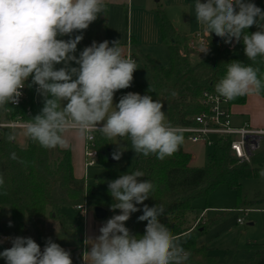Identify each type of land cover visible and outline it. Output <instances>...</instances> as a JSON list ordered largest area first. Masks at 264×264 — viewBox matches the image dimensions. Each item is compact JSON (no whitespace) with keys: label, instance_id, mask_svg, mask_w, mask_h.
Masks as SVG:
<instances>
[{"label":"clouds","instance_id":"clouds-1","mask_svg":"<svg viewBox=\"0 0 264 264\" xmlns=\"http://www.w3.org/2000/svg\"><path fill=\"white\" fill-rule=\"evenodd\" d=\"M194 8L196 21L210 38L214 33L226 44L242 41L248 60L264 57V10L251 0H195ZM103 10V0H0V107L17 104L21 89L35 85L44 104L28 120L26 134L42 147L64 146L63 134L69 129L81 136L99 131L108 139L128 137L136 155L163 160L183 142L181 130L165 122L163 102L128 92L114 104L115 93L131 87L136 62L123 54L118 41L112 46L108 40L93 41L75 55L84 37L72 34L87 30ZM253 26L256 31H245ZM208 52L209 45L200 47V53ZM73 62L78 67H72ZM257 72L233 61L215 84V92L228 100L258 92L264 82ZM122 147L117 144L114 160L121 159ZM143 176L138 170L106 182L113 199L110 210L119 214L99 227V235L86 239L91 241L90 264H186L190 253L159 220L164 209L144 204L153 185L140 179ZM137 205H144L138 221H147L142 236L125 226L131 214L141 211ZM5 239L11 242L10 248L0 251L6 264H73L70 251L51 238L43 250L31 237Z\"/></svg>","mask_w":264,"mask_h":264},{"label":"trees","instance_id":"trees-1","mask_svg":"<svg viewBox=\"0 0 264 264\" xmlns=\"http://www.w3.org/2000/svg\"><path fill=\"white\" fill-rule=\"evenodd\" d=\"M251 2L264 10V0ZM155 14L162 42L169 52L170 66L161 67L149 55L140 53L132 39L133 49L144 59L150 77L146 84L133 82L130 89L119 92L122 95L128 92L149 94L154 100L161 99L167 123L171 126L180 128L194 124V117L203 111V93H216L215 84L226 74L227 64L233 61L258 69L257 76L264 82V57L258 56L255 61L248 60L242 41L233 46L222 47L220 43L223 40L218 37L219 40L215 41L217 36L214 33L210 38L204 26L201 33L206 37L209 52L203 53V61L192 64L190 56L200 54V50L189 48L190 37L176 31L162 8L158 7ZM101 31L102 29L94 40L97 43L105 41ZM245 31L254 32V26ZM80 43L92 44L85 39ZM255 93L264 97V87ZM230 101L232 105H244L247 94L236 96ZM43 104L44 101L36 103L34 88L31 87L27 104L23 107H11L8 119L20 115L23 120L28 121L41 112ZM182 135L183 142L178 150L163 160L152 154L138 155L130 174L142 171L144 176L140 179L150 181L153 185L150 197L144 204L164 209L159 220L190 253L186 264H264V248L255 250L250 258L242 262L219 259L206 246H199L197 243L209 229L210 221L193 229L192 219L196 212L193 202L199 198H207L220 185L237 191L238 208L245 206L241 202L242 181L255 178L264 170V147L252 157L251 163H239L232 155L229 144L216 145L208 156V164L198 167L191 164L193 157L184 149L188 136ZM13 137L14 133L10 129L0 131V177L4 180V184L0 186V227L3 235L31 237L40 246H45L46 240L51 238L61 247L69 246L79 251V259L74 264H83V235L77 232L76 226L68 220L62 209L65 206L88 204L90 197H95L101 205L110 209L113 199L106 182L121 175V170L126 165V155L123 153L119 161L111 162L110 157L114 152L112 140L99 131L94 132L98 162H103L108 171L103 180L106 189L103 197L87 185L84 179L75 177L70 149H63L61 146L44 148L31 138L22 147L13 141ZM126 139L130 140L128 137ZM13 154L15 159L12 158ZM143 206L137 205L141 211L131 214L125 224L132 234L138 236L144 234L147 224V221H138V217L143 214ZM4 208L11 210L9 223L1 221ZM48 219L55 220L61 230L67 232L66 241H58L48 235Z\"/></svg>","mask_w":264,"mask_h":264},{"label":"rangeland","instance_id":"rangeland-1","mask_svg":"<svg viewBox=\"0 0 264 264\" xmlns=\"http://www.w3.org/2000/svg\"><path fill=\"white\" fill-rule=\"evenodd\" d=\"M202 2H204V0H202ZM195 15L194 7L190 11H187L186 15L183 13H176L174 15L176 18V27L180 30L191 31L193 34L204 31V25L199 24L196 21ZM125 26L126 16L122 10H118L117 12L111 11L109 14L107 11H104L98 15L96 21L90 24L87 30H84L83 33L74 32L72 36L74 37L75 35L82 34L85 41L92 42L98 38L100 29H102L101 35L104 40L106 31L108 41H118V44L121 47V45L125 43ZM254 30H257L255 26ZM62 38L67 40L70 37L64 36ZM220 44L222 47H229L232 45L226 44L224 41ZM87 46H91V44L83 45L79 43L75 55L78 57L79 53ZM109 46H112V43L109 44ZM150 56L159 66H170L169 52L163 43L162 47L151 49ZM136 58L137 70L133 74V82L140 85L146 84L150 77L146 63L142 56L137 53ZM204 59L205 54L203 53L192 54L190 56V62L192 64L199 63ZM62 66L63 65H56L57 68ZM71 66L78 67L74 62ZM121 96L122 94L119 91L115 93L114 104L119 102ZM35 101L39 103L44 101V98L36 93ZM262 102L264 103V97L255 92L248 93V102L246 105L250 106L249 109L252 114L256 112L259 113V118L264 121V106L262 105ZM162 110L165 112L164 107ZM165 122L167 123V116ZM74 131L70 132L73 134H68V137H70V140L74 143L81 142V135L77 130ZM14 136L17 144L22 147L27 145L29 136L26 134V130H14ZM111 140L114 151L117 150V144L124 145V147L121 148V151H124L123 153L126 155V165L122 168L121 175L126 173L130 174L139 154L136 155L132 149L131 141L127 140L126 137H116ZM184 149L192 155V165L203 167L208 164V156L212 152L211 148L186 141ZM195 156L197 157L195 158ZM261 172L255 178H247L242 181V205L257 208L258 211L256 212H250L248 214L242 213L238 209L237 191L228 188L226 185L218 186L207 198H199L193 202V206L196 211H198V214L202 212V209L210 208V211L205 217L206 220L210 221V227L199 238L198 242L200 244H205L209 248L210 253L218 256L221 260H232L233 262L245 261L253 252L252 244L256 243L264 245V176L261 175ZM107 174L108 171L106 165L103 162H98V160L95 165L87 169L86 174L87 185L103 197L106 195L103 180ZM95 206L102 207L103 205H101L95 197H90L87 204V214L92 213ZM6 210L7 209L3 210V218L8 220L7 213L9 210H7V212ZM62 212L68 217V220L76 226L77 232L83 235L86 219L83 218L81 212L74 206H65L63 207ZM114 214H119V211L116 213L110 211L109 215L99 222L104 223ZM239 218L243 220V224L237 222ZM206 220L204 223H200L199 226L206 224ZM193 222L194 225L196 221L194 220ZM47 231L49 236L54 237L58 241H66L68 236L67 232L61 230L55 220L48 219ZM2 248H4V246L0 243V249Z\"/></svg>","mask_w":264,"mask_h":264},{"label":"crops","instance_id":"crops-1","mask_svg":"<svg viewBox=\"0 0 264 264\" xmlns=\"http://www.w3.org/2000/svg\"><path fill=\"white\" fill-rule=\"evenodd\" d=\"M103 3H104L103 12L107 11L109 14L111 11L117 12L118 10L119 11L122 10L125 13L126 16L125 43L121 45L123 54H125L129 49H131V52L136 57L137 51L133 49V46L131 44L132 39L135 40L140 53L144 55L150 56L151 49L162 47L163 42L155 14V10L158 7L162 8L166 12L168 18L171 20L178 33L186 34L188 37H192L197 33L196 32L193 34L191 33V31H184L178 29L176 27V22H175L176 18L174 16L176 13H183L184 15H186V12L190 11L194 7L195 0H103ZM104 37L105 40H108L106 31ZM109 44H111L110 41ZM234 44L235 42H233L231 46H233ZM252 93H254V91ZM247 102H248V94H247V101L244 105H233V111L235 114V123L239 124L244 121H249L251 125H253L254 127L264 128V121H262L259 118V113L256 112L252 114L251 110L249 109L250 106L246 105ZM262 105L264 106V103ZM74 130L75 129H69L63 134V138L65 139L66 144L64 146H61V148L70 149L72 153V163H73L75 177L78 179H84L86 181V174L88 168L85 167V156H84L85 135L81 136V142L79 141L77 143H74L73 141L70 140V137H68V134H73L70 132H73ZM196 157L197 156H195V158ZM103 208L107 211V216H108L111 210L106 207ZM4 209L9 210L7 213L8 220H6V218L5 219L3 218ZM4 209H2L1 221L9 223L11 222V210L9 208H4ZM238 209L239 210L249 209L250 212L258 211L257 208L254 207L251 208L247 206H243L242 208H238ZM209 211L210 208L202 209V212L200 214H198V211H196L192 217L193 221L194 220L197 221L203 213L205 218L206 214ZM83 218L86 219V221H85L84 234H83L84 252H83L82 263L90 264V258L88 256V248L91 246V241L86 239L89 237H95L99 235L98 230L103 223L99 222L100 220L96 218L94 214V210L92 213L87 214L86 217L83 216ZM206 221L209 222L208 220ZM197 243L199 246H206L205 244H200L199 242ZM1 245H3L4 248L0 249V251H3L4 249L11 247V242L9 240L4 239ZM252 246H253V252L251 256L253 255L255 250L264 248V245L262 244L259 245L254 243L252 244ZM40 247L41 250H43L44 246H40ZM63 248L65 250L70 251L71 258L74 264L79 259L80 252L69 246H63ZM0 264H6V262L3 259H0Z\"/></svg>","mask_w":264,"mask_h":264},{"label":"built area","instance_id":"built-area-1","mask_svg":"<svg viewBox=\"0 0 264 264\" xmlns=\"http://www.w3.org/2000/svg\"><path fill=\"white\" fill-rule=\"evenodd\" d=\"M206 44V37L201 32L190 37L189 48L192 50H200V47L202 45L206 47ZM124 55L134 60L137 65V58L131 52V49ZM27 83L31 84V78H29ZM30 88L26 86L21 89L23 95L19 98L17 104H8L0 107V131L10 129L14 133V130L17 129L26 130L28 121L23 120L20 115L13 119H8V116L10 115L11 107H23L27 104ZM32 88H34V94H36V86L33 85ZM201 104L203 111L194 117V124L179 128L183 134L188 136L187 141L192 144H201L211 149L216 145L229 144L232 155L239 163H251L252 157L264 147V128L254 127L249 121L236 124L231 101L219 96L217 93L204 92ZM94 132L96 131L85 134L84 156L86 168L95 165L98 160ZM13 141L16 142L15 136ZM76 209L86 217L87 204L78 205ZM240 210L244 214L250 212L249 209ZM202 222H205L204 213L195 222L193 229L199 227ZM238 223L242 224L243 220L238 219ZM5 238L7 237L0 233L1 241H4Z\"/></svg>","mask_w":264,"mask_h":264},{"label":"water","instance_id":"water-1","mask_svg":"<svg viewBox=\"0 0 264 264\" xmlns=\"http://www.w3.org/2000/svg\"><path fill=\"white\" fill-rule=\"evenodd\" d=\"M218 37H215V41H218ZM110 161L113 162L114 159L112 157H110ZM94 214L96 216L97 219L99 220H103L107 217V211L101 207V206H95L94 207ZM0 233H2V228L0 227Z\"/></svg>","mask_w":264,"mask_h":264}]
</instances>
